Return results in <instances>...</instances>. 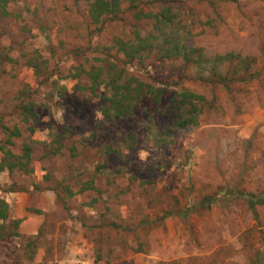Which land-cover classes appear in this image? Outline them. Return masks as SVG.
Listing matches in <instances>:
<instances>
[{
  "label": "rangeland",
  "instance_id": "1",
  "mask_svg": "<svg viewBox=\"0 0 264 264\" xmlns=\"http://www.w3.org/2000/svg\"><path fill=\"white\" fill-rule=\"evenodd\" d=\"M93 2L9 0L0 18V149L31 147L28 173L0 172V201H24L0 264H264V206L242 195L264 199V0L122 2L97 21ZM165 8L200 63L120 51ZM111 66L159 101L105 119L89 74Z\"/></svg>",
  "mask_w": 264,
  "mask_h": 264
},
{
  "label": "trees",
  "instance_id": "2",
  "mask_svg": "<svg viewBox=\"0 0 264 264\" xmlns=\"http://www.w3.org/2000/svg\"><path fill=\"white\" fill-rule=\"evenodd\" d=\"M9 0H0V18L7 16L6 5ZM138 0H94L89 8V16L92 20L97 21L101 16L112 14L118 10L119 3L127 2L129 4H135ZM234 2L236 0H233ZM155 20V32L154 35L163 33L167 29L172 21V16L169 13L168 9L162 10L160 13L150 14L148 16ZM154 35H149L145 38H139L136 36V41L132 44H120V51L124 56L132 62L140 53L145 51L150 52L153 48L157 50V54L162 59H181L185 64L200 63L201 55L197 49H191L186 46H182L178 43L177 39H170L171 34H162V39ZM163 41L161 45L157 46V42ZM220 57H216L218 60ZM95 71V72H94ZM89 78L91 85L89 87L90 91L94 93L95 89L102 88L105 92V95L100 96V101L103 106L101 108L102 116L105 119L121 118L126 114L131 112L132 106L135 102L141 99L145 95H150L155 101H159L160 94H152L151 86L145 85L142 81L137 80L132 76L125 74V71L122 69H117L114 66L106 69L105 71L101 68L97 70L92 69ZM98 95V94H95ZM181 97V103H189L192 106L190 101L195 99L194 95L188 94H179ZM177 97V96H176ZM194 111V110H192ZM23 115L25 119H28V115L36 119V114L30 112L28 107H24ZM188 121L180 122L181 125H187ZM30 134H33L34 130L30 129ZM20 135L19 130L14 129L10 132L9 137H18ZM7 144L12 146V142L8 141ZM0 152L2 154L1 163H0V172L7 171L12 172L14 168H18L20 171H23L25 174L28 173V165L30 163V154L31 147L29 145H24L21 156H14L9 150L1 148ZM14 160V161H12ZM248 201L252 209L255 206H264V199L257 198L253 195L242 194ZM205 201L208 203L211 201V198H206ZM9 207L5 201H0V221L2 225L4 222L9 220L8 218ZM13 224L18 226L20 221L14 222ZM2 226H0L1 230ZM2 231V230H1ZM6 231V230H5ZM4 233V232H3ZM5 234V233H4ZM8 234L7 236H10ZM4 236L0 233V238ZM18 236V235H17Z\"/></svg>",
  "mask_w": 264,
  "mask_h": 264
},
{
  "label": "crops",
  "instance_id": "3",
  "mask_svg": "<svg viewBox=\"0 0 264 264\" xmlns=\"http://www.w3.org/2000/svg\"><path fill=\"white\" fill-rule=\"evenodd\" d=\"M10 197H12L11 199H12V201L10 202L8 199L7 200H5V202L7 203V205H8V207H9V211H10V209H11V211H12V206L14 205L15 206V208H17L18 206H17V203H21V202H24L23 201V196L21 195V194H10ZM19 208H21V206H19ZM15 210H17V209H15ZM24 213V212H23ZM12 214V213H11ZM27 214V213H26ZM34 215H32V216H29L28 218L29 219H31V218H33V217H36V214L35 213H33ZM21 216L22 215H18V217H20L21 218ZM13 220H15V218L13 217L12 218ZM28 219V220H29ZM1 222V221H0ZM22 226H23V224L22 223H20L19 224V232H20V229H21V233H27L28 235L29 234H32L33 235V233L35 232L34 231V229H32V226L29 228V229H27V226H24L26 229H27V231L25 230V228H22ZM21 227V228H20Z\"/></svg>",
  "mask_w": 264,
  "mask_h": 264
}]
</instances>
